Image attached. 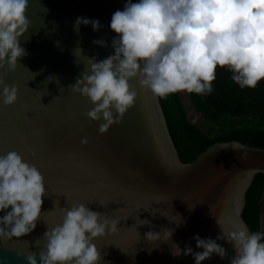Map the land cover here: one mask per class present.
<instances>
[{
  "label": "water",
  "instance_id": "obj_1",
  "mask_svg": "<svg viewBox=\"0 0 264 264\" xmlns=\"http://www.w3.org/2000/svg\"><path fill=\"white\" fill-rule=\"evenodd\" d=\"M29 3L30 28L20 38L27 54L14 72L0 69V78L19 89L15 104L6 106L0 100V155L16 151L35 165L45 177L47 195L33 232L0 239V264H28V254L44 250L42 237L48 227L62 223L60 208L70 209L73 204H85L120 220L116 234L93 241L103 256L101 264H195L191 255L173 256V243L200 252L197 235L216 240L222 229L231 231L240 222L251 232L242 212L255 175L264 174V149L234 140L220 142L184 163L159 97L142 89L137 79L130 81L138 93L134 105L123 122L105 134L98 131L103 120L90 122L85 115L93 108L90 101L69 88L88 68L87 57L102 61L114 55L111 44L117 34L110 28L111 18L115 11H123L127 1ZM78 17L99 20L102 27L94 31L91 24H81L77 32ZM100 39L106 46L93 43ZM77 48L85 56L77 57ZM83 138L87 144L81 143ZM6 211H0V217ZM140 219L151 224L140 225ZM162 228L174 229L171 241L146 239L145 233ZM217 243L227 256L222 259L213 254L202 264H230L236 255L234 247L226 240Z\"/></svg>",
  "mask_w": 264,
  "mask_h": 264
},
{
  "label": "clouds",
  "instance_id": "obj_2",
  "mask_svg": "<svg viewBox=\"0 0 264 264\" xmlns=\"http://www.w3.org/2000/svg\"><path fill=\"white\" fill-rule=\"evenodd\" d=\"M29 7V0H0V69L14 72L27 54L20 38L30 28ZM81 24H91L94 31L102 27L99 20L78 17L74 30L79 32ZM110 28L117 34L111 44L114 55L102 61L86 56L88 68L69 86L93 105L85 114L89 121H104L98 128L100 134L122 123L134 105L138 93L130 83L133 79L157 97L177 92L211 94L218 66L227 68L241 89H254L264 80V0H127L123 11L112 15ZM93 43L106 46L102 39ZM74 54L81 56L83 50L77 48ZM47 80L51 82L53 77ZM0 88L4 105L17 102V86L0 78ZM81 143L88 140L83 138ZM46 195L45 177L35 165L16 151L0 155V211L8 210L0 217V239L33 232ZM60 212L62 223L48 227L42 237L44 250L28 254V264H38L37 255L39 264H101L103 256L93 241L116 234L120 220L85 204L61 207ZM217 223L221 226V221ZM150 224L140 219V225ZM173 233L174 229L162 228L145 237L153 243H168ZM222 233L216 240L197 235L200 252L173 243L172 255H191L195 264L213 254L223 259L227 251L217 240H226L236 253L230 264H264V232H249L240 222Z\"/></svg>",
  "mask_w": 264,
  "mask_h": 264
},
{
  "label": "trees",
  "instance_id": "obj_3",
  "mask_svg": "<svg viewBox=\"0 0 264 264\" xmlns=\"http://www.w3.org/2000/svg\"><path fill=\"white\" fill-rule=\"evenodd\" d=\"M231 75L227 68L218 66L211 94L188 93L203 118L202 125L190 122L179 92L159 97L174 146L184 163L193 162L211 145L220 142L234 140L264 149V80L254 89H241ZM263 192L264 174L259 173L247 190L242 212L251 232H264L261 230Z\"/></svg>",
  "mask_w": 264,
  "mask_h": 264
},
{
  "label": "rangeland",
  "instance_id": "obj_4",
  "mask_svg": "<svg viewBox=\"0 0 264 264\" xmlns=\"http://www.w3.org/2000/svg\"><path fill=\"white\" fill-rule=\"evenodd\" d=\"M183 100V104L187 110V115L191 123L193 124H203L202 116L196 111L189 95L187 92H179Z\"/></svg>",
  "mask_w": 264,
  "mask_h": 264
}]
</instances>
